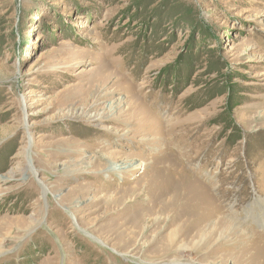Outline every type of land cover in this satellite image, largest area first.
Wrapping results in <instances>:
<instances>
[{"label": "rangeland", "instance_id": "1", "mask_svg": "<svg viewBox=\"0 0 264 264\" xmlns=\"http://www.w3.org/2000/svg\"><path fill=\"white\" fill-rule=\"evenodd\" d=\"M261 196L264 0H0V264H258Z\"/></svg>", "mask_w": 264, "mask_h": 264}, {"label": "bare ground", "instance_id": "2", "mask_svg": "<svg viewBox=\"0 0 264 264\" xmlns=\"http://www.w3.org/2000/svg\"><path fill=\"white\" fill-rule=\"evenodd\" d=\"M141 165L140 163H135V164H125L123 166H119L118 168L122 169V171L125 169V170H130L129 168L131 169H138L137 167L141 168ZM116 166H113L114 169H116ZM87 167V166H86ZM111 168V169H113ZM114 172V171H113ZM119 173V172H118ZM126 174V173H125ZM115 175V174H114ZM122 175V174H121ZM130 175V174H129ZM112 176V175H111ZM142 184V183H141ZM152 185V184H151ZM148 186V184H147ZM140 189V187H139ZM187 191V192H186ZM186 194H185V197L186 198H189V201L190 202H187V201H183V203H185V205L183 206H179L178 209L176 210V205H175V202H170L166 205H164L161 210L162 212H167V214L170 216V221L175 224V223H179V227L176 229V231L172 232L171 233V236L167 238L166 240V243L167 245H174L176 244V237L178 235V233H180V235H182L184 237V239L188 240L191 238V240L193 241L195 238H200V242L204 241L203 243H206L207 242V236L211 235L213 229L211 230V228H206L204 230V228H200L201 227V224L206 221L205 223L208 222V220L210 219L211 215H212V212L215 211L216 209L212 210L211 208H209V204L207 205V200L210 198L208 197V199L205 200V198H203V200H197L195 199L194 201H191L192 198H196V191L192 190L190 193L188 192L189 190H186ZM139 192V191H138ZM132 193V192H130ZM141 194V193H139ZM117 196V194H116ZM208 196V195H206ZM260 196V195H259ZM58 197V196H56ZM141 197V196H139ZM126 199V198H124ZM139 199V198H138ZM128 200V199H127ZM133 200V199H132ZM140 200V199H139ZM143 200V199H142ZM124 201V200H123ZM181 201V200H180ZM143 202V201H142ZM210 202V201H209ZM124 203V202H123ZM165 203V202H164ZM163 203V204H164ZM178 203V202H177ZM144 204V203H143ZM214 204V203H213ZM121 206V205H120ZM145 206V205H144ZM191 206L193 208H197L198 210V214H197V217L192 221V223H190L189 221H185L183 218L184 217H187L191 212H189V209L191 208ZM108 207V206H107ZM259 208L260 210L258 212L255 213L256 209ZM221 210V209H220ZM252 212H250L251 215L254 214V216L256 215L257 217L259 216L260 218V224L261 225H264V196H261L260 200L257 201L256 203H254L253 207L250 209ZM154 211V210H153ZM218 211V210H217ZM158 213V212H157ZM222 213V211H221ZM145 215V214H144ZM145 217V216H144ZM193 217V216H192ZM222 217V216H221ZM142 221V220H141ZM182 221H185L184 223H182ZM33 222V221H32ZM35 222V221H34ZM33 222V223H34ZM131 222V221H130ZM148 223V222H147ZM204 223V224H205ZM226 222L225 221H220V224H218L217 226L219 227H222ZM132 224V223H131ZM243 224L241 222H236V226H240L242 227V235L245 236V235H248L250 234V230L248 229V227H243L242 226ZM172 226V225H171ZM216 226V225H214ZM34 228V227H33ZM142 228V227H141ZM250 228V227H249ZM179 229V230H178ZM197 229V230H196ZM222 233V231H221ZM252 234V232H251ZM255 234V233H254ZM10 235V234H9ZM146 236V235H145ZM148 236V235H147ZM150 236V235H149ZM254 236V235H253ZM188 237V238H187ZM11 238V237H10ZM210 238V237H209ZM257 238V237H255ZM176 239V240H175ZM257 239H259V244H258V248H260L257 252V257L260 258V260H258V264H264V261L261 260L263 259L262 257L264 256V237H258ZM149 242V241H148ZM253 245V244H252ZM251 245V247H253ZM183 248H187V246L184 244V245H181V249ZM247 249V250H246ZM244 251L245 252H250V248H246ZM256 249V247H255ZM192 250V249H191ZM4 251V250H3ZM1 251V252H3ZM253 253V252H252ZM251 261L252 262V258L251 256L249 255L248 257V261ZM255 260V259H254ZM249 263V262H248ZM210 264H218L217 262L215 263H210ZM253 264V263H252ZM257 264V263H256Z\"/></svg>", "mask_w": 264, "mask_h": 264}]
</instances>
